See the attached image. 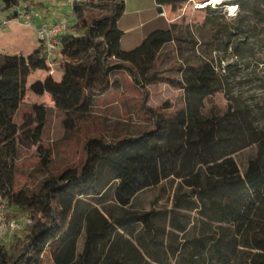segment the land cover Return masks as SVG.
<instances>
[{
	"label": "trees",
	"instance_id": "obj_1",
	"mask_svg": "<svg viewBox=\"0 0 264 264\" xmlns=\"http://www.w3.org/2000/svg\"><path fill=\"white\" fill-rule=\"evenodd\" d=\"M3 1L7 6L20 3ZM155 1L176 11L187 0ZM230 1L244 8L245 0ZM204 9L215 10L210 5ZM123 11L124 0H73L76 22L60 37L58 79L49 72L40 44L27 55L0 53V193L21 214L31 217L8 244L0 241V264H139L122 262L114 255L122 235L117 227L150 254L164 247L167 263L174 258V264H264V129L254 125L248 106L229 104L223 112L203 111L205 98L222 82L209 58L186 63L180 78L167 77L183 88L184 102L171 112H156L153 128L114 142L89 138L80 167L70 166L46 177L36 190L14 188L17 148L36 143L42 148L48 116V109L35 103L33 116L24 113L19 123L13 119L12 111L31 74L46 71L29 88L37 94L48 93L65 113L68 126L91 110L98 95L117 87L111 79L113 71L126 69L135 79L136 74L146 80L156 78L147 73L162 47L178 37L175 23L153 28L136 46L125 49L117 25ZM249 11L264 14L254 4ZM241 22L236 17L227 39L214 37L207 45L217 44L240 57L249 55L253 42L240 37L245 31ZM251 26L254 35L258 31ZM232 67L237 62L224 65L223 70ZM252 144L256 152L250 163L259 173L243 176L233 154ZM48 161L44 152L42 162L47 165ZM170 178L177 181L169 205L147 210L132 206L139 193L163 186ZM109 191L123 211L107 217L99 206L105 207ZM257 193L251 213L236 233L233 225L249 197ZM185 209L197 210L202 219L191 223ZM82 231L84 242L78 251ZM125 241L139 252L131 239Z\"/></svg>",
	"mask_w": 264,
	"mask_h": 264
},
{
	"label": "rangeland",
	"instance_id": "obj_2",
	"mask_svg": "<svg viewBox=\"0 0 264 264\" xmlns=\"http://www.w3.org/2000/svg\"><path fill=\"white\" fill-rule=\"evenodd\" d=\"M130 1L135 7L143 6L157 11L158 5L151 6L150 0ZM42 2L44 5L36 3V9L57 8L60 16L67 19L68 25L76 22V16L72 13V0H58V5L52 6H49L50 0ZM252 4L256 9L264 11V1L260 0H245L244 8L230 0H214L208 4L215 9L210 13H207L204 7L197 8L191 0L181 3L176 11H172L168 5L166 15L169 22L175 23L178 37L162 47L148 71L147 76L154 73L156 78L146 80L136 74L135 79L126 69L113 71L111 79L117 81V87L111 86L105 93L98 95L91 110L84 116L75 118L71 126H68L64 119L63 110L55 107L48 93L37 94L29 88V84L36 78H42L46 71L37 70L31 74L17 109L12 111L13 119L19 123L24 113L33 116L35 103L44 105L48 109V116L40 141L42 148L40 149L39 143L30 146L19 145L17 148L14 188L27 187L36 190L46 177L70 166L80 167L85 160V142L89 138L100 137L105 141L114 142L153 128L156 112H171L184 102L183 88L171 84L167 77L180 78L182 66L204 58L212 59L221 73L222 82L218 90L205 98L203 111L223 112L229 104L248 106L253 111L254 125L258 129H264V14L251 13L249 9ZM7 13L8 11L0 12V19ZM130 15L129 12L125 17ZM238 16L243 21L241 27L245 29L240 37L253 42L251 53L240 57L233 54L230 49L224 50L217 44L209 47L207 45L209 39L218 37L224 40L230 36L229 27ZM251 25H255L254 29L258 31L254 35L251 33ZM70 30L75 33L82 32L74 31L72 28ZM139 31L141 33L142 29ZM138 43L135 45L131 43L127 45L129 48L125 49L133 48ZM38 45L33 28L24 25L18 18L12 19L0 28V53L27 55ZM50 60L49 72L58 79L61 75V53L58 52L54 58L50 57ZM234 62H237V67L223 70L224 65ZM44 152L48 153L47 165L42 162ZM255 152L256 146L252 144L233 154L243 176L259 173V168L250 163ZM176 181L177 179L170 178L162 183L163 186L142 191L134 198L132 206L139 210H147L151 207L161 208L169 205ZM259 195L252 194L245 203L241 216L233 225L236 233L240 232ZM9 206L8 217L21 214L14 206ZM104 206L110 208L117 206L111 191L107 193ZM184 211L190 215L191 223H197L202 219L195 209ZM9 242L10 240L6 244ZM81 242L80 239V247ZM174 262V258L169 263L150 258L146 262L142 261V264Z\"/></svg>",
	"mask_w": 264,
	"mask_h": 264
},
{
	"label": "crops",
	"instance_id": "obj_3",
	"mask_svg": "<svg viewBox=\"0 0 264 264\" xmlns=\"http://www.w3.org/2000/svg\"><path fill=\"white\" fill-rule=\"evenodd\" d=\"M49 6L52 5H58V0H50ZM150 5L156 6L158 5L155 0H150ZM36 3H39L41 5H44L42 0H36L33 2V0H21V4L26 7L28 10H31L35 13L36 20L39 21L41 18L43 19H61L63 17L60 16L58 13L57 8L49 9V8H41L36 9ZM48 5V3H47ZM163 9V13H160L158 11H153L150 8H145L143 6L135 7L130 0H124V11L121 14V16L117 20L118 27L122 30V35L120 38V44L123 48H129L127 45H135L136 43L140 42L143 38V36L153 28L157 26H163L165 22H169V19L166 15V8L168 7V4L161 5ZM131 13L130 16L125 17L127 13ZM140 28L142 29V32L140 33ZM131 47V46H130ZM115 201V200H114ZM106 202V201H105ZM116 203V202H115ZM101 210L103 213L110 217V214H119L123 210L121 207L116 206V208H110V207H101ZM153 208V207H151ZM160 208V207H155ZM137 209V208H136ZM150 209V208H148ZM162 209V207L160 208ZM139 210V209H138ZM168 227V226H167ZM117 230L122 234L119 238V246H117V251L115 252V256H117L118 259H120L122 262H136L139 264H142L143 262H146L148 259H152L154 261L158 262H165V254L162 247L160 253L150 254L146 251H144L143 248L133 239V237L127 233L126 230H124L121 227H117ZM126 238L131 239V241L136 245V247L139 249L138 251L133 250V248L127 244L125 241ZM80 239L81 247L79 246ZM84 242V231L81 232L78 240H77V250L80 251L83 247ZM108 248V247H107ZM106 248V249H107ZM136 253V254H134ZM134 254V255H133ZM136 257V258H135Z\"/></svg>",
	"mask_w": 264,
	"mask_h": 264
},
{
	"label": "built area",
	"instance_id": "obj_4",
	"mask_svg": "<svg viewBox=\"0 0 264 264\" xmlns=\"http://www.w3.org/2000/svg\"><path fill=\"white\" fill-rule=\"evenodd\" d=\"M197 8L206 7L214 0L196 1ZM73 2V0H72ZM8 11L3 14L0 19V28L7 25L12 19L18 18L24 25L31 26L33 32L42 46L46 60L50 64V57H53L60 52L61 48V35L66 32L68 22L66 18L61 19H43L36 20L35 13L22 6L21 2L17 5L7 6L3 0H0V12ZM164 11L162 10L161 13ZM9 202L5 196L0 193V241L3 243L8 242L13 236L14 232L22 229L26 224L31 222V217L26 214H20L15 217H8L10 212Z\"/></svg>",
	"mask_w": 264,
	"mask_h": 264
},
{
	"label": "water",
	"instance_id": "obj_5",
	"mask_svg": "<svg viewBox=\"0 0 264 264\" xmlns=\"http://www.w3.org/2000/svg\"><path fill=\"white\" fill-rule=\"evenodd\" d=\"M162 10H163V9H162V6H158V7H157V11H158V12H160V13H161V12H162Z\"/></svg>",
	"mask_w": 264,
	"mask_h": 264
}]
</instances>
